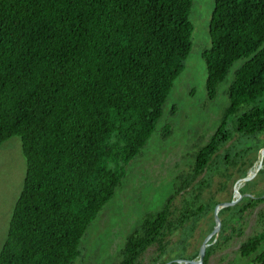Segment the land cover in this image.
<instances>
[{"label":"trees","instance_id":"1","mask_svg":"<svg viewBox=\"0 0 264 264\" xmlns=\"http://www.w3.org/2000/svg\"><path fill=\"white\" fill-rule=\"evenodd\" d=\"M191 8L192 0H0V147L19 138L26 165L0 264H75L80 258L89 228L141 156L185 70ZM209 36L202 53L209 101L233 64L244 60L229 86V104L175 192L190 188L178 214L172 218L170 211L175 195L160 211L147 212L118 264H145L142 256L153 245L148 264L199 261V249L186 255V246L220 204L200 198L214 157L232 141L220 156L226 162L221 175L231 178L233 166L243 179L264 150V0H214ZM177 111L172 107V115ZM170 131L167 124L163 139ZM258 179L264 181V168L244 183L236 204L219 207L222 227L208 240L201 264L242 236L247 215L264 203V189L252 193ZM173 230L181 232L178 252L168 256L171 247L162 240ZM237 255L264 264L263 215Z\"/></svg>","mask_w":264,"mask_h":264},{"label":"rangeland","instance_id":"2","mask_svg":"<svg viewBox=\"0 0 264 264\" xmlns=\"http://www.w3.org/2000/svg\"><path fill=\"white\" fill-rule=\"evenodd\" d=\"M213 9L214 0H192L190 21L194 31L185 70L176 79L163 108V115L141 156L131 163L115 197L89 228L82 242V255L75 264H118L128 236L147 212L160 211L166 200L175 195L170 203L174 218L183 201L189 198V187L177 194L175 192L190 175L195 153L217 130L229 104V86L234 80L236 70L244 62L240 60L233 64L227 77L217 88L216 99L209 101L202 53L210 47L209 23ZM262 101L264 102V97ZM174 106L178 111L172 115ZM167 124L171 125L170 135L163 139L162 131ZM231 145L232 141L222 147L214 157L210 185L201 193V200L208 201L213 198L221 204L230 199L239 201L242 198L240 191L246 181L239 178L236 168L227 165L228 173L232 174L229 179L221 175L226 162H222L220 156L227 153V148ZM263 156L264 150L254 158L253 166L248 169L246 176L249 181L257 179L258 170L264 168ZM25 168L20 140L12 137L0 147V249L6 239L14 203L22 188ZM202 176H198V180ZM222 184H225L223 188ZM263 189L264 181L258 179L252 193ZM214 210L197 224L188 240L186 255L200 250L209 235V227L215 220ZM261 215L264 216V203L247 215L242 236L235 238L224 251L215 253L209 264H249L250 258L240 260L237 250L258 229ZM180 236L181 232L178 230L166 231L162 244L171 247L168 256H175L178 252L176 244ZM157 248L158 245H153L145 251L142 256L143 263H149Z\"/></svg>","mask_w":264,"mask_h":264},{"label":"water","instance_id":"3","mask_svg":"<svg viewBox=\"0 0 264 264\" xmlns=\"http://www.w3.org/2000/svg\"><path fill=\"white\" fill-rule=\"evenodd\" d=\"M244 181H249V178H244ZM252 197H255V198H257V196H255V195H252ZM238 202V200H233V201H231V202H229V203H221V204H219V205H217L216 207H215V221H216V223H215V227H214V229L212 230V232L208 235V237L205 239V241L203 242V244L201 245V247H200V250H199V261H189V260H184V263H190V264H201L202 263V261H203V258H204V254H205V249H206V247H207V242H208V240L213 236V235H215L216 233H218L219 232V230H220V228L222 227V224H221V222H220V220H219V218H218V216H217V209L221 206V207H226V206H232V205H234V204H236ZM179 263H181L182 261H178Z\"/></svg>","mask_w":264,"mask_h":264}]
</instances>
